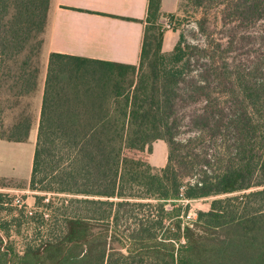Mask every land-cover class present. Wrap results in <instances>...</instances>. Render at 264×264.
<instances>
[{
    "label": "trees",
    "instance_id": "obj_1",
    "mask_svg": "<svg viewBox=\"0 0 264 264\" xmlns=\"http://www.w3.org/2000/svg\"><path fill=\"white\" fill-rule=\"evenodd\" d=\"M160 1L148 0L137 65L50 53L28 188L72 197L36 195L44 238L18 251L0 235V264H264V0L224 5L219 30L204 11L206 42L180 35L165 53ZM49 2L0 0V139L31 129L21 109L8 125L3 114L36 87ZM258 23L255 52L241 28ZM156 140L162 167L145 153ZM207 197L184 223L183 202Z\"/></svg>",
    "mask_w": 264,
    "mask_h": 264
},
{
    "label": "rangeland",
    "instance_id": "obj_2",
    "mask_svg": "<svg viewBox=\"0 0 264 264\" xmlns=\"http://www.w3.org/2000/svg\"><path fill=\"white\" fill-rule=\"evenodd\" d=\"M234 1L235 0H210L207 1L206 9H198L193 7L188 0H180L175 12L165 14L169 18V27L166 28L164 25H160L164 33L168 31L165 46H162V52L165 53L170 51L180 35H182L189 43L204 44L206 42V36L199 31L197 21L205 11L208 15L209 24L215 25L219 21L218 18L222 16V7L226 4L231 5ZM159 15L161 16L160 13ZM159 18L157 20H152V23L150 24L156 32L159 26L158 22L160 24ZM216 28L217 30L221 28L220 22L216 25ZM259 28V23L250 26L247 29L243 27L241 28L243 35L247 36L243 40V44L247 49L250 48L251 51L256 52L257 50V30ZM152 32L153 30L151 33ZM220 35L221 33L217 31L214 37L217 38L220 37ZM164 47H167L168 50H166V48L164 49ZM38 48L39 45L34 47V53H36ZM40 51L41 49L34 57L35 61L33 62L34 66L39 69L36 87L25 96L20 97L18 106L5 109L3 114L5 125L12 123V120L17 117L20 109L24 113L29 114L32 118V126L28 134L29 137H27L25 141H21L22 143L18 144L0 140V235L6 242L14 243L18 251L23 249V243L27 240L38 239L37 241H39V239L44 238L43 232L38 233L35 229L38 225V220L41 219L38 214L44 212L43 220L48 221L50 219L48 210L41 208V206H39L40 208L36 206L35 196H43L44 202L48 204L57 203L58 198L72 197L70 194L36 192L28 188L40 106L44 91L43 85L41 90L40 73L42 69V58ZM154 51L155 45H153L149 51V58L146 62L145 71L148 70L147 66L149 64L152 65L154 62ZM182 131L185 132L183 129ZM184 136H186L185 133L182 134V137ZM218 143L219 142H217V145ZM218 148L220 149V147ZM213 149L211 150V153L213 152ZM145 153L148 156L149 164L153 167H162L167 161V146L162 140L154 141L152 143V152L149 153L146 149ZM241 193H237V195H242ZM211 200L212 197H207L183 202L184 204H188V211L186 213H184L185 211H182L181 213L183 222L191 224L192 220L196 218V211L208 210ZM29 211L32 212L29 213ZM31 215L36 218H32L33 216L31 217Z\"/></svg>",
    "mask_w": 264,
    "mask_h": 264
},
{
    "label": "crops",
    "instance_id": "obj_3",
    "mask_svg": "<svg viewBox=\"0 0 264 264\" xmlns=\"http://www.w3.org/2000/svg\"><path fill=\"white\" fill-rule=\"evenodd\" d=\"M179 2L161 0L160 11L165 14L175 12ZM147 8L148 0H50L40 51L41 90L52 52L137 65ZM167 34L168 31L163 46Z\"/></svg>",
    "mask_w": 264,
    "mask_h": 264
},
{
    "label": "built area",
    "instance_id": "obj_4",
    "mask_svg": "<svg viewBox=\"0 0 264 264\" xmlns=\"http://www.w3.org/2000/svg\"><path fill=\"white\" fill-rule=\"evenodd\" d=\"M162 23H163V25L166 27V28H168L169 27V22H168V19L167 18H163L162 19ZM32 211H29V213H31Z\"/></svg>",
    "mask_w": 264,
    "mask_h": 264
}]
</instances>
